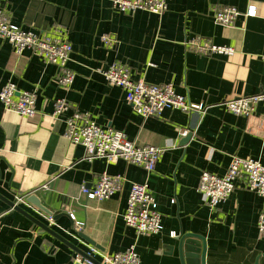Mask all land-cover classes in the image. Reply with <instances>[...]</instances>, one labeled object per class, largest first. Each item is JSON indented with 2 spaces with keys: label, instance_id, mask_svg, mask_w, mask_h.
Wrapping results in <instances>:
<instances>
[{
  "label": "crops",
  "instance_id": "obj_1",
  "mask_svg": "<svg viewBox=\"0 0 264 264\" xmlns=\"http://www.w3.org/2000/svg\"><path fill=\"white\" fill-rule=\"evenodd\" d=\"M251 5L256 16H245ZM223 7L243 15L233 26L219 25L214 10ZM0 9L24 28L45 32L63 26L75 74L64 87L57 66L31 50L17 54L0 38V90L12 81L20 91H37L38 111L22 117L0 101V264H88L26 214L84 251L94 247L99 261L136 245L141 264H179L177 238L192 233L205 238L206 264H264V235L258 229L263 198L239 185L212 209L198 191L202 172L223 176L234 155L264 164V105L246 117L224 104L264 93V0H170L163 14L124 13L108 0H0ZM104 34L116 38L114 48L102 44ZM196 37L236 52L197 54L185 44ZM115 62L128 65L136 80L172 83L192 103L203 104V112L140 116L124 90L99 72ZM57 99L71 106L65 116L88 112L99 126L123 131L138 145L164 148L155 172L124 160L89 159L84 147L66 137L63 118L52 116ZM181 130L192 133L188 143H182ZM104 173L122 175L121 189L107 200H87L82 186H93ZM144 182L162 215L158 234L140 235L124 221L131 185ZM44 184L50 189L43 190ZM33 195L52 215L27 201ZM75 222L84 223L80 232Z\"/></svg>",
  "mask_w": 264,
  "mask_h": 264
},
{
  "label": "built area",
  "instance_id": "obj_2",
  "mask_svg": "<svg viewBox=\"0 0 264 264\" xmlns=\"http://www.w3.org/2000/svg\"><path fill=\"white\" fill-rule=\"evenodd\" d=\"M108 1L124 13L143 10L152 14H163L168 10L170 3V0ZM244 14L248 17L256 16V6H249ZM241 15L243 13L236 7L214 10L216 23L226 27L233 26ZM0 38L9 41L17 54L31 50L46 62L57 66L60 71L58 81L62 86L70 87L73 83L75 74L69 67L73 46L63 26L55 25L45 32L24 28L13 23L9 15L0 9ZM101 41L107 48L116 46V38L112 35H102ZM185 44L203 56L216 54L232 56L236 52L233 47L220 46L202 37L188 40ZM99 72L103 74L109 85L118 86L124 90L126 101L137 114L144 118L161 117L169 110L188 113H202L204 110L203 104L192 103L184 94L177 92L172 83L152 84L144 79H134L129 66L123 62H115ZM0 101L6 108L16 111L22 117L33 118L38 114L37 91H20L12 81L7 82L1 88ZM224 104L233 114L249 117L256 112L259 104L264 105V93L230 99ZM70 108V104L65 99H57L52 116L63 118L66 124V137L70 143L84 147L89 159L105 158L109 162L124 160L144 168L149 174L155 172L165 151L164 148L138 145L135 141L129 140L123 131L99 126L88 112L77 109L65 116ZM180 134L183 137L187 136L188 130H181ZM124 180L122 175L104 173L93 186L84 184L81 193L87 200H107L121 189ZM239 185L256 192L264 201V164L256 159L234 155L223 176L208 171L202 172L198 191L206 203L215 209L225 203ZM42 189L49 190L50 187L44 184ZM17 200L24 202L22 197H18ZM47 219L50 227L55 224L51 216ZM124 221L140 235L160 232L162 215L147 182L131 185ZM83 228V222L74 223L75 231L80 232ZM258 229L264 235V204L259 215ZM171 235L173 237L176 233L173 232ZM95 251L96 249L91 247L89 254L93 255ZM101 262L104 264H141V258L136 245H131L123 252L102 255Z\"/></svg>",
  "mask_w": 264,
  "mask_h": 264
},
{
  "label": "water",
  "instance_id": "obj_3",
  "mask_svg": "<svg viewBox=\"0 0 264 264\" xmlns=\"http://www.w3.org/2000/svg\"><path fill=\"white\" fill-rule=\"evenodd\" d=\"M190 139H192V133H188L185 139H183L182 143H188ZM0 198H3V197L0 195ZM27 201L35 204L37 207H39L41 210L45 211L46 213L51 214L41 205V202L35 195L27 198ZM9 205H11L16 210L24 212L23 209L20 208L16 202H9ZM26 215L30 217L34 222H36L44 230L56 236L57 238L62 240L64 243L68 244L74 250H76V255L80 257L81 261L88 263V264H104L101 261L97 260L93 255L89 254L88 251H84L78 248L77 246L70 243L65 238L61 237L59 234H57L51 228H49L48 225L43 224L42 222L38 221L34 217L29 216L28 214ZM79 235L81 238L82 237L81 234ZM85 239L88 242H91L90 240H88V238H85ZM177 240H178L179 264H206L207 248H206V241L203 236L198 235V234H192V233H186V234L182 233L181 236L177 238ZM91 243L93 244V242ZM77 264H82V263L78 262Z\"/></svg>",
  "mask_w": 264,
  "mask_h": 264
}]
</instances>
